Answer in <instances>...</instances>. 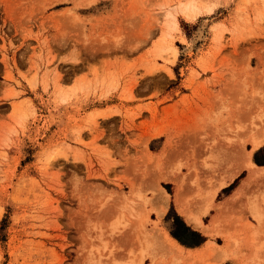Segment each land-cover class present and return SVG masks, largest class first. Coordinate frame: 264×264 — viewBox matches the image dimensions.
<instances>
[{
	"label": "rangeland",
	"instance_id": "rangeland-1",
	"mask_svg": "<svg viewBox=\"0 0 264 264\" xmlns=\"http://www.w3.org/2000/svg\"><path fill=\"white\" fill-rule=\"evenodd\" d=\"M188 1L0 0V264H191L145 241L194 240L176 187L229 244L209 264H264V175L227 200L264 128V0Z\"/></svg>",
	"mask_w": 264,
	"mask_h": 264
},
{
	"label": "bare ground",
	"instance_id": "bare-ground-1",
	"mask_svg": "<svg viewBox=\"0 0 264 264\" xmlns=\"http://www.w3.org/2000/svg\"><path fill=\"white\" fill-rule=\"evenodd\" d=\"M195 9H196L195 3L192 0H190L184 4H180L176 8L175 11L181 12V13L185 14L184 16H189V18H191L193 13H195ZM175 11L169 13V17L173 21L175 18ZM186 18H188V17H186ZM176 25H177V23H176ZM203 35H204L203 31L199 30L198 38L202 37ZM191 48H192V46L189 49H191ZM172 52L174 54V52H176V49L172 50ZM248 141L250 143V150L248 151L249 156L245 160V166L248 169V175L246 178L241 180V182L235 188L234 192L227 198L228 201H231L232 199L237 198L236 196L240 195V193L243 191V189H245L247 187V185L250 183V180H253L254 177H259V176L262 177V175H264V165L259 166L250 157L253 151H255L256 149H258L259 147H261L264 144V128L261 129V131L259 133H256V134L252 135L251 137H249ZM239 171H240V167H237L236 170H234L233 172H229L222 179L220 178L218 183H216L215 185H212L209 189H207L208 191H205V193L200 194V196L197 194L199 196L200 202L203 204V209H205V210H203V212H206V206H207L208 202L214 197L217 190L219 188L227 185L228 182L231 181L233 179V177L236 175V173ZM163 178L166 180L173 181L172 178H170V179H168L167 177H163ZM178 185H180V184H178ZM179 189H180L179 187H176L174 190V193H173V202H174L176 211L179 213V215L184 218V220L187 222V224L189 226L202 228V230L208 236L216 234L218 232L216 220L212 221L211 224L203 225L201 220H200L199 214L194 213V212H190L191 208H190V210L187 208V199L185 197H183V195L181 193L182 191L181 190L179 191ZM182 190H184V189H182ZM155 191L156 192L152 196L154 198L153 207H150V210H152V212L155 214V216L159 219L161 217V215L164 213V211L166 210L167 205H168V200H169L171 195H169V193H167L162 187L158 188ZM139 196L140 195H138V197ZM195 204H197V203H195ZM260 222H259V224H260ZM257 233L261 234V230L258 229ZM146 237L148 238L145 241L147 242V244H146L147 247L149 246V252L153 251V249H160L161 251H167L169 249L179 248L176 241L170 237V235L166 231V229L159 226L157 222L155 223V227L149 233H147ZM152 244H157L158 248H153ZM228 245L229 244L226 241V244L224 245V247L218 248L219 250L217 252L224 253L226 251V247ZM211 247L208 244H206V246H205V249L207 250L206 256L211 255L212 253L216 252V250L212 249ZM214 248H216V247H214Z\"/></svg>",
	"mask_w": 264,
	"mask_h": 264
},
{
	"label": "crops",
	"instance_id": "crops-1",
	"mask_svg": "<svg viewBox=\"0 0 264 264\" xmlns=\"http://www.w3.org/2000/svg\"><path fill=\"white\" fill-rule=\"evenodd\" d=\"M261 166H263V165H261ZM234 170H236V168L234 169ZM233 170V171H234ZM232 171V172H233ZM238 173V172H237ZM236 173V174H237ZM248 175V174H247ZM247 177V176H246ZM245 177V178H246ZM220 189V188H219ZM234 192V191H233ZM168 208H169V204L167 205V208H166V210L164 211V213L162 214L163 216L167 213V211H168ZM176 210V208L174 209V211ZM178 212H174V214H175V216H180L179 215V213L177 214ZM161 215V216H162ZM180 218L184 221V223L186 224V225H188L187 224V222L184 220V218L183 217H181L180 216ZM200 220H201V218H200ZM202 222V221H201ZM211 224V223H210ZM161 226V225H160ZM162 227V226H161ZM188 228H187V230L189 231V232H191V237L194 239L192 242H185V243H187V244H189V245H184V244H181V242H178L176 239H174L173 237H171V238H173L175 241H176V243H177V245H178V247L179 248H175V249H169V252L168 251H166V252H164V253H169V254H174V255H179V257H181L182 255L186 258V259H188V258H190V261H189V263H191V264H194L195 262H200V260H201V255H204L203 256V258H202V262H200V264H209L210 263V261L208 262V260H207V256H206V252H207V250L205 249V246H206V244H212L213 243V241L211 240V238H208V235L207 234H205V232L202 230V228H200V227H193V226H187ZM164 228V227H163ZM199 237H202V241H200V243H198V244H196V245H194V243H196V241L198 240V238ZM247 240V239H246ZM247 243L249 244V242H248V240H247ZM210 246V245H209ZM179 249V250H178ZM212 249H214V250H216V252L215 253H212V254H214L213 255V258L214 257H219V256H222V257H224L225 256V253H226V251L224 252V253H219V252H217L219 249L218 248H214V247H212ZM211 254V255H212ZM209 256V255H208ZM255 256H257L256 255V253L254 252V250L250 247L249 249H247V251L245 252V264H257V259H255ZM183 257V258H184ZM255 259V260H254ZM226 261H229V260H225L224 262H222L221 264H225V262ZM233 263H234V261H233ZM199 264V263H198ZM234 264H236V263H234Z\"/></svg>",
	"mask_w": 264,
	"mask_h": 264
},
{
	"label": "trees",
	"instance_id": "trees-1",
	"mask_svg": "<svg viewBox=\"0 0 264 264\" xmlns=\"http://www.w3.org/2000/svg\"><path fill=\"white\" fill-rule=\"evenodd\" d=\"M259 164H264V162H262V163H259ZM259 164H258V165H259ZM202 240H203V239H202V237H199V238H198V240L196 241V243H194V245H196V244L200 243V241H202ZM181 244H184V245H189V244H187V243H185V242H183V241L181 242Z\"/></svg>",
	"mask_w": 264,
	"mask_h": 264
}]
</instances>
